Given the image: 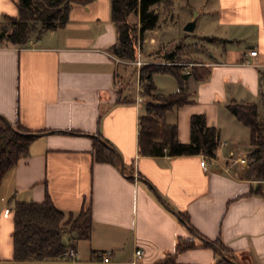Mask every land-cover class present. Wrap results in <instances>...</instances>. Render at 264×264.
I'll return each instance as SVG.
<instances>
[{
  "label": "crops",
  "instance_id": "0c3cea01",
  "mask_svg": "<svg viewBox=\"0 0 264 264\" xmlns=\"http://www.w3.org/2000/svg\"><path fill=\"white\" fill-rule=\"evenodd\" d=\"M157 3L170 6L172 16L174 0H159L153 9ZM197 4L212 33L195 35L216 44L195 52L200 59L181 80L172 74L175 84L168 80L167 87L156 78L161 73L152 80L160 94L184 90L192 99L165 113L181 142L190 140L192 113L219 128L216 156L205 157L206 168L201 154L139 153L138 119L153 100L143 94L136 102L139 73L130 77L112 51L118 30L110 0H75L62 26L32 35L26 45L0 43V116L36 132L27 154L0 181V264H154L168 254L167 264H214L219 255L196 236V246L173 254L178 238L193 236L179 212L198 233L226 246L237 264H264V180L233 172L227 157L251 150L250 128L226 107L254 102L263 113L264 0ZM3 14L17 15V0H0ZM248 49L257 53L242 63ZM93 136L120 154L123 172L120 163L95 159ZM46 196L65 215L89 208V236L72 241L75 255L67 259L15 260L13 205ZM71 235L65 232L63 241ZM106 249L110 261L97 259Z\"/></svg>",
  "mask_w": 264,
  "mask_h": 264
},
{
  "label": "trees",
  "instance_id": "16d2710c",
  "mask_svg": "<svg viewBox=\"0 0 264 264\" xmlns=\"http://www.w3.org/2000/svg\"><path fill=\"white\" fill-rule=\"evenodd\" d=\"M75 0H17L18 14L15 16L3 14L0 18V43L26 45L32 35L38 36L47 29L62 26L68 19L71 2ZM111 18L117 26L118 39L112 46V51L119 57L131 58L134 55V44L128 17L137 13L139 28H153L158 14L152 5L159 0H110ZM166 61L142 64L139 70V80L143 94L153 101L146 104L144 114L138 119L137 144L138 151L144 155H184L201 154L215 157L219 145V128L208 126L203 113H192L190 116V140L181 142L177 136L175 123L165 121V113L173 106L191 102L189 93L184 90L170 94L157 92L152 80L154 73H171L181 80L186 75L183 65L178 63L172 53ZM226 107L245 125L250 128L249 161L242 177L264 180V115L259 116L257 104L254 102L231 101ZM13 125V124H12ZM10 127L5 118L0 116V181L5 172L13 167L18 160L28 152L30 142L36 132L26 129L16 123ZM95 141V159L109 161L119 165L120 159L115 149L106 146L98 138ZM69 218L64 219V212L57 209L51 199L46 196L42 202H15L13 205L12 238L13 258L15 260H48L67 259L64 252L74 248L75 239L89 236V208L77 213L72 224ZM84 216L82 221L79 217ZM193 236L178 238L175 251L196 246L194 237L200 238L201 246H211L219 255L214 264H234L235 257L219 240L211 241L198 233L188 222L186 213L179 212ZM78 219V221H77ZM82 219V218H80ZM78 229V232L74 231ZM72 232L71 241H63V234ZM222 250L223 255L218 251ZM172 255H166L154 264H167Z\"/></svg>",
  "mask_w": 264,
  "mask_h": 264
},
{
  "label": "rangeland",
  "instance_id": "374dc122",
  "mask_svg": "<svg viewBox=\"0 0 264 264\" xmlns=\"http://www.w3.org/2000/svg\"><path fill=\"white\" fill-rule=\"evenodd\" d=\"M200 0H174V4L171 6V12L168 13V9L170 6H167L162 3H157L154 7L155 10H158L157 13L160 14L158 24H156L155 28H146L142 32L138 31L139 22L137 13H131L128 17L129 26L131 29L132 41L134 44V55L131 58L121 57L124 60L125 65L129 66L127 70V74L134 76L135 72L142 69V66H136L133 61L135 60L136 53L138 50L141 53V58L146 63H158V62H168L166 61L169 54L172 53L174 59L182 64L183 62H192V64L197 63L199 56L200 48L204 51V47L209 45H215L216 43L212 41L210 38H199L197 35H210L211 28L204 26L203 18V6H199ZM195 2V3H193ZM190 3L193 5L191 6ZM196 20V28L191 32L194 35L184 36V33H187L183 29L184 25L190 20ZM207 24V22H206ZM203 26V27H202ZM201 27L204 30H201ZM205 27V28H204ZM195 43H197L196 46ZM202 44V45H201ZM198 53V54H195ZM206 55V54H205ZM144 63V64H145ZM196 69H194L195 71ZM156 78L159 80H163L166 83L168 80H171L174 84L176 82V78L172 74H157ZM169 87V84L166 83ZM264 99V94H263ZM264 102V100H263ZM264 104V103H263ZM264 107V106H263ZM264 115L260 112L259 116L262 117ZM249 152H247L244 156L246 158V162L239 163L237 162L232 165L233 172L237 175H241L247 168V164L249 161L248 158ZM77 217V214H73L70 218L71 223L75 221L74 219ZM69 215L66 214L64 219H68ZM78 218V217H77ZM82 218V219H80ZM84 216H80L79 220L82 221ZM78 221V219H77ZM78 232V229L74 231Z\"/></svg>",
  "mask_w": 264,
  "mask_h": 264
},
{
  "label": "built area",
  "instance_id": "2783aa9c",
  "mask_svg": "<svg viewBox=\"0 0 264 264\" xmlns=\"http://www.w3.org/2000/svg\"><path fill=\"white\" fill-rule=\"evenodd\" d=\"M256 53H257L256 49H248V50L244 51L242 63H249L247 56H254V55H256ZM141 56L142 55H141L140 51L138 50V52L136 53V56H135V60L133 61V63L138 67L145 63L144 60H142ZM182 65H183L184 72L188 73L189 72L188 67H190L192 65V62H188V63L183 62ZM138 91L139 92L136 96V102H139L140 100L143 99V96H142L143 95V89L140 87V88H138ZM223 143H225V142H223ZM205 157H206L205 155H201V160H200V165L204 168H206V166H207V162L205 160ZM227 159L230 160L231 163H237V162L244 163V162H246L245 157H239V156L233 157L232 153L229 154ZM7 213H8V208L5 209V211H4V214H7ZM135 252H136V254L139 255L142 251L140 249H136ZM111 254H112V251L110 249H106V250L97 251L95 253V256L97 259H99L103 262H108V261H110ZM74 255H75V250L72 247L68 248V250H66L64 252V256L67 258L73 257Z\"/></svg>",
  "mask_w": 264,
  "mask_h": 264
},
{
  "label": "water",
  "instance_id": "95a60500",
  "mask_svg": "<svg viewBox=\"0 0 264 264\" xmlns=\"http://www.w3.org/2000/svg\"><path fill=\"white\" fill-rule=\"evenodd\" d=\"M194 25H195V20H190V21H188L185 25H184V30H186V31H191V30H193L194 29ZM3 117V116H2ZM5 118V117H4ZM5 120H6V122H7V124L10 126V127H12V128H14L13 127V125H12V123L7 119V118H5ZM103 144H105L106 146H108V147H111V148H113L112 146H110L108 143H106L104 140H102L101 138H99L98 136H96ZM114 149V148H113ZM116 151V150H115ZM116 153L118 154V156H119V159H120V170H121V172H123V168H124V163H123V160H122V157L120 156V154L116 151ZM218 251L223 255V253H222V250L220 249V248H218ZM234 264H237L234 260H231Z\"/></svg>",
  "mask_w": 264,
  "mask_h": 264
}]
</instances>
